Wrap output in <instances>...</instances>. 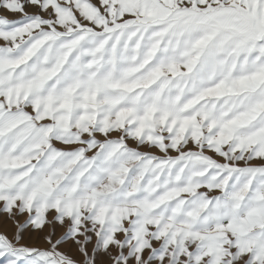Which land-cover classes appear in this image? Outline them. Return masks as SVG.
I'll return each instance as SVG.
<instances>
[{
  "label": "snow or ice",
  "instance_id": "1",
  "mask_svg": "<svg viewBox=\"0 0 264 264\" xmlns=\"http://www.w3.org/2000/svg\"><path fill=\"white\" fill-rule=\"evenodd\" d=\"M0 264H264V0H0Z\"/></svg>",
  "mask_w": 264,
  "mask_h": 264
},
{
  "label": "rangeland",
  "instance_id": "2",
  "mask_svg": "<svg viewBox=\"0 0 264 264\" xmlns=\"http://www.w3.org/2000/svg\"><path fill=\"white\" fill-rule=\"evenodd\" d=\"M156 154H158V153H156ZM9 230L11 231V228ZM25 243L28 244V246L45 247L43 241L38 236H33L31 238H28L26 235Z\"/></svg>",
  "mask_w": 264,
  "mask_h": 264
}]
</instances>
